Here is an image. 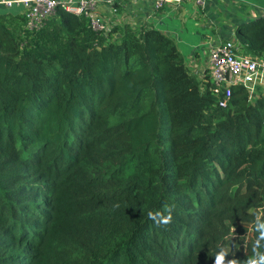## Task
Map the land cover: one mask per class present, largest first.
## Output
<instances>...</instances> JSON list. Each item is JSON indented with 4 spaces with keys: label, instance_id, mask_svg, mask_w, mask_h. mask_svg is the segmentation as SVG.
I'll return each mask as SVG.
<instances>
[{
    "label": "trees",
    "instance_id": "obj_1",
    "mask_svg": "<svg viewBox=\"0 0 264 264\" xmlns=\"http://www.w3.org/2000/svg\"><path fill=\"white\" fill-rule=\"evenodd\" d=\"M26 24L0 11V264H214L221 246L251 256L264 96L233 87L220 107L155 28L97 33L60 9L40 31ZM165 205L173 222L157 227L147 212Z\"/></svg>",
    "mask_w": 264,
    "mask_h": 264
},
{
    "label": "crops",
    "instance_id": "obj_2",
    "mask_svg": "<svg viewBox=\"0 0 264 264\" xmlns=\"http://www.w3.org/2000/svg\"><path fill=\"white\" fill-rule=\"evenodd\" d=\"M101 1L99 14L108 27L155 28L174 38L189 72L205 83L211 81L212 47L232 40L240 54L258 56L260 51L264 0H170L160 11L151 0Z\"/></svg>",
    "mask_w": 264,
    "mask_h": 264
},
{
    "label": "built area",
    "instance_id": "obj_3",
    "mask_svg": "<svg viewBox=\"0 0 264 264\" xmlns=\"http://www.w3.org/2000/svg\"><path fill=\"white\" fill-rule=\"evenodd\" d=\"M151 1L155 11L162 10L170 3V0ZM204 1L196 0L198 4ZM101 3V0H0V9L9 11L20 8V13L26 18V27L31 32L43 29L60 9L85 17L94 32L106 34L109 27L99 14ZM209 64L212 91L218 97L220 107L228 106L233 87L245 88L251 100L264 96V54H240L235 42L229 40L212 47Z\"/></svg>",
    "mask_w": 264,
    "mask_h": 264
},
{
    "label": "clouds",
    "instance_id": "obj_4",
    "mask_svg": "<svg viewBox=\"0 0 264 264\" xmlns=\"http://www.w3.org/2000/svg\"><path fill=\"white\" fill-rule=\"evenodd\" d=\"M119 207V205H117ZM173 207L165 205V210H149L147 218L154 222L157 227L167 228L173 222ZM258 236L252 245V255L246 260H239L231 254L227 247H219L214 256V264H264V222L259 218L255 223ZM232 256V259H228Z\"/></svg>",
    "mask_w": 264,
    "mask_h": 264
},
{
    "label": "rangeland",
    "instance_id": "obj_5",
    "mask_svg": "<svg viewBox=\"0 0 264 264\" xmlns=\"http://www.w3.org/2000/svg\"><path fill=\"white\" fill-rule=\"evenodd\" d=\"M0 11H5V10H2V9H0ZM9 11H11V12H13V13H19V12H21L22 10L20 9V8H15V9H12V10H9ZM157 13H159V12H157ZM110 28V27H109ZM178 44V43H177ZM178 47H179V45H178ZM180 49V48H179ZM182 53V52H181ZM182 55H183V53H182ZM183 57H184V55H183ZM202 58H203V60L205 59V55L204 54H202ZM184 59H185V57H184ZM185 63H186V60H185Z\"/></svg>",
    "mask_w": 264,
    "mask_h": 264
}]
</instances>
